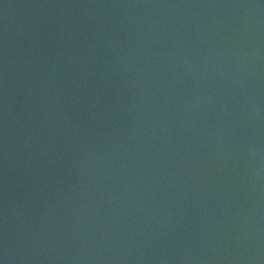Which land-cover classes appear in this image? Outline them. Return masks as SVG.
Here are the masks:
<instances>
[{
	"label": "water",
	"instance_id": "95a60500",
	"mask_svg": "<svg viewBox=\"0 0 264 264\" xmlns=\"http://www.w3.org/2000/svg\"><path fill=\"white\" fill-rule=\"evenodd\" d=\"M0 264H264V0H0Z\"/></svg>",
	"mask_w": 264,
	"mask_h": 264
}]
</instances>
